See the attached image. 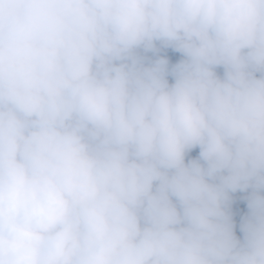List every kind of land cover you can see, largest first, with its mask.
I'll list each match as a JSON object with an SVG mask.
<instances>
[{
	"label": "clouds",
	"instance_id": "clouds-1",
	"mask_svg": "<svg viewBox=\"0 0 264 264\" xmlns=\"http://www.w3.org/2000/svg\"><path fill=\"white\" fill-rule=\"evenodd\" d=\"M0 264H264V0H0Z\"/></svg>",
	"mask_w": 264,
	"mask_h": 264
},
{
	"label": "trees",
	"instance_id": "trees-1",
	"mask_svg": "<svg viewBox=\"0 0 264 264\" xmlns=\"http://www.w3.org/2000/svg\"><path fill=\"white\" fill-rule=\"evenodd\" d=\"M167 56H168L171 64L177 63L182 58L180 53L175 52V51H171V50H169L167 52ZM217 71L219 72V74L223 75V68L222 67L219 68ZM169 80H170V82H173L172 77H169ZM199 152H200L199 147L192 149L186 155V162L193 159V158H198ZM241 195L242 194H239V193L237 194V202L233 205V212L235 213V218H236V216L241 217L247 211L246 203L239 199V197ZM237 233L240 234L239 229H237Z\"/></svg>",
	"mask_w": 264,
	"mask_h": 264
}]
</instances>
